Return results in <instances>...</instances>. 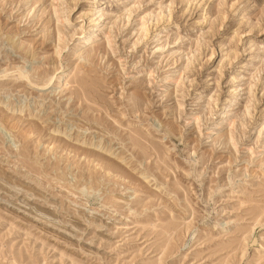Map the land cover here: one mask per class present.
<instances>
[{"label": "rangeland", "instance_id": "obj_1", "mask_svg": "<svg viewBox=\"0 0 264 264\" xmlns=\"http://www.w3.org/2000/svg\"><path fill=\"white\" fill-rule=\"evenodd\" d=\"M0 264H264V0H0Z\"/></svg>", "mask_w": 264, "mask_h": 264}, {"label": "bare ground", "instance_id": "obj_2", "mask_svg": "<svg viewBox=\"0 0 264 264\" xmlns=\"http://www.w3.org/2000/svg\"><path fill=\"white\" fill-rule=\"evenodd\" d=\"M190 0H188V2H189ZM235 6H233V8H234ZM100 6H98V5H96V9L94 8V9H92V12H93V16L95 17V19H94V21H97L98 23L102 20V18H103V15L102 14H100ZM225 18V17H224ZM142 19V18H141ZM222 20V19H221ZM101 23V22H100ZM143 23V22H142ZM95 26V25H94ZM145 27V26H144ZM100 28V27H99ZM99 28H97V31H99L100 29ZM146 34V33H145ZM109 37V36H108ZM93 36L92 37H86L84 40H83V42L85 43H92V40H93ZM59 40H60V34H59ZM58 48V54H60V52H61V50H62V48H60L59 46L57 47ZM22 77H25V75H21ZM55 76H57V75H55ZM180 84V83H179ZM233 106V105H232ZM231 111H232V109H231ZM228 112V111H227ZM224 118V117H223ZM226 118V117H225ZM231 122V121H230ZM233 123H234V121H233ZM231 125V124H230ZM232 126H233V124H232ZM113 200V199H112ZM13 258V257H12ZM22 261V260H21Z\"/></svg>", "mask_w": 264, "mask_h": 264}]
</instances>
